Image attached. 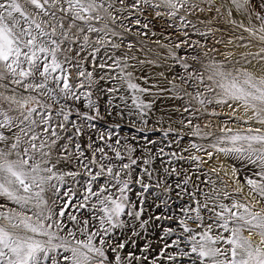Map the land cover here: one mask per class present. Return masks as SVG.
I'll use <instances>...</instances> for the list:
<instances>
[{
	"label": "rangeland",
	"instance_id": "1",
	"mask_svg": "<svg viewBox=\"0 0 264 264\" xmlns=\"http://www.w3.org/2000/svg\"><path fill=\"white\" fill-rule=\"evenodd\" d=\"M112 2L120 9L113 12L118 17L116 22L109 24L117 35H109L106 40L119 47L113 48L110 43L98 46L99 51L94 60L96 66L93 67L88 62L92 60L91 57L87 58L83 66L86 71L92 72L94 83L90 89L87 85L78 89L80 93L91 92L90 99L99 108L100 117L88 120L78 114H96L87 106L88 98L85 95L75 101L61 99V105L66 103L74 110L68 121L63 122L64 128H56L60 139L52 145L51 156L47 158L56 164L53 171L63 176L61 180L53 179L44 185L42 196L47 201V206L43 209L31 206L19 209L3 198H0V203L6 205L5 211H24L33 220L36 219L33 213L41 210L47 215L48 208L53 213L63 209L64 216L60 220L66 227L58 234L66 235L72 230L77 232V239H86V234L82 235L77 231L82 226V221L88 220V231H96L94 225H98V220H93L92 217L102 213L90 210L95 198L87 202L89 207H80L90 180L81 166V160L87 164L97 148H103L111 163L117 166L130 163V155L136 160V164L121 172V179L125 178L126 173H131V191L127 195L135 206L133 213L139 212V218L135 215L121 216L123 226L113 229L109 235L104 236V240L112 245L126 242L120 255L123 258L126 254L133 253L132 264H174L167 256L175 254L177 250L168 245L179 239L180 247L190 251L184 243L190 234L183 232L180 221H184L196 232L201 231L191 219L197 215L193 211L197 201L202 205L207 200L209 206L216 203L230 205L236 201L247 205L250 211L264 215V198L245 179L248 177L259 181L260 177L253 173L259 172L260 168L210 147L218 137L231 135L236 131L244 132L249 127L260 128L264 132V125L257 124L254 120L249 124L243 123L253 113L239 102H216L220 99L217 94L221 92L217 81H224L215 75L217 71L232 73L233 76L248 73L255 80L264 79V59L260 58L264 57V40L260 38L264 36V32L259 31L262 22L255 15L249 17V12L237 10L232 0H187L186 8L188 4L198 7L189 8L187 12L182 8L175 17H157L154 11L143 5V12L130 9L128 5L133 0ZM154 2L158 3L159 0ZM252 2L258 4L259 0ZM256 10L260 11L259 8ZM261 14L264 15V12ZM136 20L140 23H135ZM241 23L243 27L240 26ZM145 24L148 25L147 28L143 27ZM246 28L251 29V32L245 31ZM91 35L95 38V34ZM101 64L105 66L99 67ZM75 72L76 69H72L69 83L76 81ZM198 75H202V81L197 78ZM209 76L213 79L210 80ZM243 78L241 75V80ZM129 84L137 87L131 88ZM111 89L115 91H110ZM200 100H211L212 103L201 104ZM48 103L51 105L52 123L55 126L62 121L57 115L59 106L51 100ZM144 104L150 107H138ZM65 111L67 113L68 109ZM34 118L40 119L39 116ZM73 123L80 128L79 134H76ZM197 124L200 126L198 136L193 135L196 131L194 125ZM228 129H232V132H228ZM102 136L103 140L100 139ZM117 140L119 144L116 143ZM62 145H67L68 152L61 150ZM77 145L84 153L83 157L77 156ZM108 145L118 148L123 159H116ZM133 148L134 151H126ZM202 149L212 152V157L209 158ZM44 150L47 151V147ZM35 155L39 159V151ZM100 155L95 152L97 159ZM63 156H68V159H63ZM145 160H148L147 164L144 163ZM91 167L98 170L95 165ZM115 170L114 168L113 171ZM69 172L79 174L66 175ZM106 179L103 176L92 182L93 191ZM138 179H142V183L147 185L146 189L136 182ZM51 185L57 187L53 188ZM111 192L118 194L117 188H111ZM174 201L179 202L173 204ZM200 214L204 216L205 224L210 222L206 209L201 208ZM70 215L76 216V220L69 219ZM56 219L53 215V220ZM53 231L57 229L53 228ZM259 231L253 230L251 241L254 246L264 248V243H261L264 236L257 234ZM215 234L216 230L213 229L212 235ZM242 234L245 237L249 235L247 231ZM99 239L97 236V243ZM216 246L231 247L222 243ZM107 251L111 258L114 253L111 249ZM135 256L141 259L137 261ZM58 258L61 264H67L62 257ZM193 258L195 259L194 256ZM185 259L181 264H190Z\"/></svg>",
	"mask_w": 264,
	"mask_h": 264
},
{
	"label": "snow or ice",
	"instance_id": "2",
	"mask_svg": "<svg viewBox=\"0 0 264 264\" xmlns=\"http://www.w3.org/2000/svg\"><path fill=\"white\" fill-rule=\"evenodd\" d=\"M123 2L124 0H120V3ZM232 3L237 10L249 12V17L255 15L256 19L262 22L259 31L264 32V15L261 14L264 12V0H259L258 4H253L252 0H232ZM186 4L187 0H159L158 3L154 0H133L128 7L143 12L141 8L143 5L154 11L157 17L162 15L175 17L182 8L187 12L189 8L198 7L195 4H188L186 8ZM257 8L260 11H257ZM118 11L120 9L116 8L112 0H0V145H2L0 198L17 205L19 209H26L29 206L45 208L47 201L42 196L45 191L44 185L53 179L63 178L53 171L56 164L47 159L51 156L52 145L60 139L56 128L63 129V122L68 121L69 115L74 110L66 103L61 105V99L75 101L79 100L81 95H85L88 98L87 106L96 114H78L88 120L100 117L99 108L90 99L91 92L80 93L78 89L84 88L85 85L90 89L94 83L92 72L86 71L83 66L88 57L92 58L88 62L92 63L93 67L96 66L94 60L96 52L99 51L98 46L110 43L113 48L119 47L118 44L106 40L109 35H117L109 24L116 22L118 17L113 12ZM135 23L139 24L140 21L136 20ZM240 26L243 27V24L241 23ZM143 27L147 28L148 25L145 24ZM245 31L251 32V29L246 28ZM91 34H95V38ZM260 38L264 40V36ZM260 58L264 59V57ZM104 66V64L99 65V67ZM72 69H76V81L69 83L73 74ZM215 75L224 81L223 83L217 81L221 92L217 94L220 99L216 102L220 104H228L229 101L239 102L246 110L250 109L253 113L252 117L244 120L243 123L249 124L254 120L255 123L264 125V79L255 80L248 73H237L233 76L232 73L217 71ZM241 75L244 77L243 80ZM197 78L201 81L203 79L202 75H198ZM209 79L213 77L209 76ZM129 87L137 86L129 84ZM140 90L147 91V89ZM49 100L59 106L57 115L62 118V121L55 126L52 123L53 115ZM200 103L208 104L212 101L200 100ZM138 107L150 106L144 104ZM65 109H68L67 113ZM185 111L188 109L185 108ZM35 116H39L40 119H35ZM72 126L76 128V134H79L80 128L75 123ZM194 127L196 131L193 135H200V126L197 124ZM228 132H232V129H228ZM100 139L103 140L104 137ZM116 143L119 144V141L117 140ZM46 147L47 151L44 150ZM108 147L112 148L116 159H123L118 148L111 145ZM210 147L231 155L234 159L257 165L260 171L254 172L253 175L259 176L260 180L248 177L245 179L246 183L264 198V132L260 128L249 127L244 132L236 131L231 135L218 137ZM61 150L68 152L67 145H62ZM134 150V148L126 149L129 152ZM202 150L207 152L209 158L212 157V152H208L207 149ZM37 151L40 153L39 159L35 155ZM95 152L101 154L98 159ZM83 155L77 145V156L83 157ZM62 158L67 160L68 156ZM128 159L130 163L114 165L104 149L97 148L87 164L81 160V166L90 180L80 207H89L87 202L95 198L90 210L102 213L92 217L93 220H98V225H94L96 231H88L86 227L88 220L82 221V226L77 231L82 235L86 234V239H77V232L72 230L66 235L58 234L66 227L60 220L64 216L63 209L53 213L48 208L47 215L41 210L33 213L36 217L33 220V217L24 211L16 209L5 211L6 205L0 203V264H61L58 257H62L67 264H132L133 253H128L123 258L120 255L126 242L112 245L104 240V236L109 235L113 229L123 226L121 216L126 214L139 218V212L133 213L132 209L135 206L131 204L127 195L131 191V173H126L125 178L121 179V172L131 169L132 165L136 164V160L130 155ZM144 163L147 164L148 160ZM42 164L48 166L42 167ZM92 165L98 170H94ZM78 174L66 173L71 176ZM103 176L107 179L93 191L92 182ZM136 182L140 183L142 188H147V185L142 183V179ZM51 187L56 188L57 185ZM111 188H117L118 194L112 193ZM196 204L193 211L197 215L191 219L201 231L196 232L184 221H180L183 232L190 234L184 241L190 251L181 248V241L177 239L172 245H168L177 250L175 254L167 256L169 261L181 264L186 258L190 264H197V261L198 264H206V262L207 264H264V248L254 246L251 241L254 229H259L257 234L264 236V215L260 212H252L247 205L236 201L230 205L216 203L209 206L207 200L202 205L199 201ZM201 208L209 213L210 222L207 224L204 223V216L200 214ZM53 215L56 216V220H53ZM69 219L75 221L76 216L70 215ZM53 228L57 231H53ZM213 229L216 230L215 235H212ZM244 231L249 233L247 237L243 236ZM97 236L100 237L98 243ZM218 243L231 247H217ZM261 243H264V240ZM107 249H111L114 253L111 258ZM135 259L139 261L141 257L135 256Z\"/></svg>",
	"mask_w": 264,
	"mask_h": 264
},
{
	"label": "bare ground",
	"instance_id": "3",
	"mask_svg": "<svg viewBox=\"0 0 264 264\" xmlns=\"http://www.w3.org/2000/svg\"><path fill=\"white\" fill-rule=\"evenodd\" d=\"M176 201H177V200H176ZM176 201H174L173 204H178L179 201H178V202H176ZM185 260H186V259H185Z\"/></svg>",
	"mask_w": 264,
	"mask_h": 264
}]
</instances>
